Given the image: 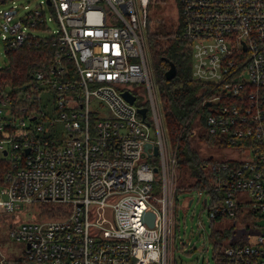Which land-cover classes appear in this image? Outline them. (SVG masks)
<instances>
[{
	"label": "built area",
	"instance_id": "built-area-1",
	"mask_svg": "<svg viewBox=\"0 0 264 264\" xmlns=\"http://www.w3.org/2000/svg\"><path fill=\"white\" fill-rule=\"evenodd\" d=\"M175 1L192 78L212 87L201 127L238 153L207 163L205 189L179 192L149 48L153 0H0L6 56L43 49L28 84L0 87V207L25 245L13 264H170L180 192L185 210L203 197L210 225L261 215L255 240L223 253L264 264V0Z\"/></svg>",
	"mask_w": 264,
	"mask_h": 264
},
{
	"label": "trees",
	"instance_id": "trees-1",
	"mask_svg": "<svg viewBox=\"0 0 264 264\" xmlns=\"http://www.w3.org/2000/svg\"><path fill=\"white\" fill-rule=\"evenodd\" d=\"M182 31L183 24L180 20L175 29L155 28L150 30L149 34V48L161 96L165 125L173 146L177 148L178 192L191 187L205 189L206 183L209 184V180L205 181L207 163L223 161L213 157L203 158L192 145L194 139H197L195 124L203 123L210 113L208 106L203 105L202 100L210 95L212 87L192 78L190 50L182 38ZM42 50L34 45H25L9 52L8 62L0 68V87L9 86L12 90L19 91L24 84H28L33 70L37 68L36 64L39 65L40 60L43 59ZM171 64L176 67V76L167 79L166 73ZM130 89L135 93V89ZM138 101H142L139 96ZM199 138L205 139L211 145H222L220 141L205 133ZM4 171V162L0 160V185ZM242 215L244 219L253 218L248 212H240L234 218L237 219ZM226 220L215 219L210 226L213 227L216 223L223 224ZM231 237L232 231L225 228H217L211 233L210 239L216 264H227L223 251L235 242Z\"/></svg>",
	"mask_w": 264,
	"mask_h": 264
},
{
	"label": "rangeland",
	"instance_id": "rangeland-1",
	"mask_svg": "<svg viewBox=\"0 0 264 264\" xmlns=\"http://www.w3.org/2000/svg\"><path fill=\"white\" fill-rule=\"evenodd\" d=\"M151 30L155 28H164L166 30L175 29L178 26V11L175 0H153L150 6ZM52 30L57 29L51 23ZM8 58L5 53L3 42L0 39V67L6 65ZM144 101V97H140ZM199 122V121H198ZM194 130L197 139H194L193 146L203 158L213 157L216 159H225L229 156H238V153L226 152L219 145H211L205 139L199 138L203 135L205 128L201 127V123L195 124ZM168 145L172 148L173 143L168 134ZM185 193L180 192V196L176 202V217L179 225L175 228V237L172 239V254L170 264H216L213 259V247L210 237L208 236L215 229H227L232 231V239L235 242L245 241L252 242L255 240L263 220L261 215L253 218H231L225 223H216L210 226L207 216V210L203 207V197L200 199L196 193H192L195 202L192 207L185 210L183 197ZM105 213L104 210H98L99 217ZM9 221L5 210L0 207V264H13V261L19 259L25 248L24 244L15 242L9 236ZM232 241V240H231ZM190 252V253H188ZM5 259V262L2 259Z\"/></svg>",
	"mask_w": 264,
	"mask_h": 264
},
{
	"label": "water",
	"instance_id": "water-1",
	"mask_svg": "<svg viewBox=\"0 0 264 264\" xmlns=\"http://www.w3.org/2000/svg\"><path fill=\"white\" fill-rule=\"evenodd\" d=\"M175 76H176V67L174 64H171L169 70L166 73V77H167V79H172ZM122 94L130 103L135 102L136 97L129 90L124 91ZM209 105H210V103H209ZM139 112L143 116L146 115V109L145 108H140ZM149 147H150V144H147L145 149L149 148ZM157 152H158V150L155 149V153H157ZM191 204H192V199L189 201L188 206H190ZM146 216H147V220L150 222V225L153 226L154 225V217H155L154 213H152V212L146 213Z\"/></svg>",
	"mask_w": 264,
	"mask_h": 264
}]
</instances>
